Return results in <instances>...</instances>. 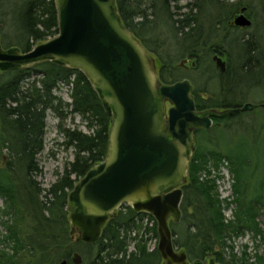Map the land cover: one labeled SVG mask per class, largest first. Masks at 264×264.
<instances>
[{"label":"trees","instance_id":"1","mask_svg":"<svg viewBox=\"0 0 264 264\" xmlns=\"http://www.w3.org/2000/svg\"><path fill=\"white\" fill-rule=\"evenodd\" d=\"M180 1L114 0V3L123 26L147 50L157 52L153 47L157 41L167 44L163 34L169 32L175 43H183L186 38L190 40L182 51L187 53L188 58H195L196 66L201 59L197 56V47L202 48L204 56L222 52L215 44L208 47V41L214 37L216 30L231 32L230 45L242 51L243 59L231 75H228L229 71L227 74L217 73L222 82L221 92L225 91L226 82L235 78L240 82L237 74L239 68L245 72L264 71V29L263 35L256 32L238 34L232 31L237 26L228 23L231 15L234 16L243 7L241 0L229 3L223 23L216 18L219 7L224 8L222 1L186 0L185 4H180ZM206 5L213 6V15L204 14ZM183 8L186 9L184 12ZM15 13L19 33L17 37L13 34L9 36L11 40L6 42V47L19 45L22 51H28L37 41L53 37L58 32L54 0H22ZM6 22L0 15V33ZM158 22L163 23L165 32L153 35L152 29ZM217 25L220 28L217 29ZM161 35L164 39L160 38ZM181 69L177 65L172 66L168 71L170 75L161 69L159 80L174 82L177 80L175 73ZM60 83L70 84V101H63L54 93L53 90ZM192 94L198 109L228 108L242 104L231 105L228 101L218 104L211 102V99L202 101L196 90ZM48 109L60 120L66 113L79 114L87 119L91 132L61 128L65 143L74 148V159L55 182L48 188H42L35 177L40 172L37 154L43 146ZM261 109L264 111V108ZM244 113L246 110L228 117L211 116L212 125L227 118H239ZM251 114L254 113H247ZM109 126L110 117L104 112L91 83L74 68L45 60L0 74V197L5 203L3 212L10 216L9 223L4 221L6 233L2 239L10 245V250L0 248V264H58L62 258H68L72 249V230L66 207L67 193L93 164L105 158ZM203 129H195L194 132ZM4 151H7L6 154ZM223 157L229 163L233 179V199L225 205L235 203L230 219L223 215L214 178L202 176L203 171L211 173L210 168L217 169ZM249 164V158L234 149L201 150L198 145L192 153L186 180L181 186V219L186 227L183 228V235L172 229L175 245L183 247L190 258L202 257L210 252L224 260L221 250L227 245L226 238L241 234L244 230L258 233L257 216L260 210L264 213V170L253 172L250 177L253 180L256 177L255 182H249L245 176ZM144 217L149 223L152 221V225H145L142 234H139ZM145 235L157 238L154 217L146 212H135L129 205L122 204L106 222L99 239L94 244L83 243L90 248L85 254L86 258H90L87 264H158L160 254L157 247L149 249ZM132 240L135 241L133 249L128 250ZM228 260L230 264H264V256H257L250 262L246 254L239 258L232 254Z\"/></svg>","mask_w":264,"mask_h":264},{"label":"water","instance_id":"2","mask_svg":"<svg viewBox=\"0 0 264 264\" xmlns=\"http://www.w3.org/2000/svg\"><path fill=\"white\" fill-rule=\"evenodd\" d=\"M54 4L58 32L53 37L37 41L28 51L17 45L4 47L0 37V73L45 60L74 68L89 80L110 117L105 158L67 193L71 237L94 243L116 209L126 203L133 211L154 217L156 247L164 264H188L185 251H175L168 218L178 222L182 215L181 186L195 148L193 131L211 127V116L251 111L256 104L197 110L189 79L158 80L152 58L123 26L114 0H54ZM245 9L233 16L235 26L251 25ZM212 60L223 72L224 57L214 54ZM177 66L194 67L196 62L184 58ZM165 101L170 103L166 112ZM259 106L264 108V102ZM72 260L82 261L78 253ZM207 264L219 263L210 259Z\"/></svg>","mask_w":264,"mask_h":264},{"label":"rangeland","instance_id":"3","mask_svg":"<svg viewBox=\"0 0 264 264\" xmlns=\"http://www.w3.org/2000/svg\"><path fill=\"white\" fill-rule=\"evenodd\" d=\"M220 1L223 2L222 5H224V8L221 9L219 7V12L217 13L218 15L216 18L223 23V20H226L225 17L227 15L225 16V12L226 9L229 8V3L235 0H219V2ZM1 2L2 6L0 7V15L6 19L7 22L5 25H2L3 30L0 34L1 43L4 47H6V42L9 43L11 40V38L8 39L9 36L14 35L17 37L16 34L19 33L16 26L17 17L15 12L20 7L22 0H2ZM240 2L243 7H246L245 14L251 20V25L248 27L237 26V28H233L232 31L234 33L245 35L253 32L263 35V0H241ZM185 3L186 0L180 1V4ZM212 7L213 6L211 5L204 6V14L213 15L212 13L214 11ZM185 10L186 9L183 8L182 12ZM232 19L233 15H231L230 22L228 23L231 24ZM231 25H233V23ZM220 26H222V24H220ZM220 26L217 25V29L220 28ZM152 30L154 31L153 35L164 33L165 26L163 23L158 22ZM227 34L228 33H226L225 29L216 30L214 37L208 41L207 46L210 47V44H215V46L220 47L219 51L222 52L214 53H217L225 58V69L223 72L227 74L229 71L228 75H231L234 69L238 68V65H240L243 55L241 50L239 51V49L234 48L232 44V47L230 45L229 40L233 34H231V32L228 35ZM163 35L167 38V44H162L160 41H157L154 43L155 46H153L157 52L147 50L148 55L152 58L155 75L158 77V80L161 69H165L164 72L170 75L171 73L168 71L172 68V66L179 64L182 59L188 58L187 53H183L182 48H184V46L186 47L190 42V40L186 38L183 43L182 41L180 43H175L170 37L169 32ZM163 35L160 36L161 39H164ZM197 50V56L201 57L199 65L194 67L188 66L186 68L181 67L182 69L175 73V79H189L193 85V90H196L197 96L202 101L211 99V102H217L218 104L228 101L231 102V105L252 102L256 104V107L251 111L247 110L246 113H244L245 115L243 114L239 118H227L219 124L211 125V127L207 129L198 128L203 129L204 132L193 131L192 141L195 144L194 152L198 148V145H200L201 150H205V148L217 149L221 151H223V149H234L241 155H246L250 160V164L246 167L245 176L249 182L252 181L253 183L255 182L256 177L253 180L250 175L253 172L256 173L257 170H259L258 172L264 170V111L261 109L263 107L259 106L261 102H264V71L258 69L251 72H245L239 68L237 70V74L240 76V82L237 78L233 79L229 83L226 82L224 85L225 91L221 92L220 87L222 82L219 81L217 74L220 71L215 65V62L212 60V55L214 53L204 56L202 55V48L197 47L196 51ZM164 63L167 64V66H162ZM27 80L28 79H26L25 82H27ZM159 81L163 82L161 80ZM23 85L25 87L27 86V84L24 83ZM53 91L63 101L71 100L69 95L70 84H60ZM169 106L170 103L165 101L163 104L165 112ZM219 109H223V107H219ZM249 112L254 114L247 115ZM230 115H227V117ZM62 127L70 129L76 128L85 133L91 132V129L87 127V119L81 117L77 113H66L65 117L60 120L51 109L46 110L43 146L37 154V163L40 172L35 177L39 186L42 188H48L53 182H55L57 178L63 174L69 162L74 159V148L73 146L65 143L64 135L61 129ZM6 152L7 151H4L5 154ZM210 172L211 173H207L206 171H203L202 176L210 177L212 179L214 178L219 198L222 201L221 205L223 207V215L225 218L230 219L232 218L231 212L233 211L235 203L231 202L229 205L225 206L226 202L233 199L232 173L230 172L229 163L226 158L223 157L220 160L217 169L210 168ZM4 206V200L0 197V248H4L9 251L10 245L2 241L4 234L6 233L5 220L9 223L10 219V216L3 212V209L5 208ZM120 208L121 206L116 209V212ZM168 219L171 228L175 229L177 232L180 231L183 235L182 232L183 228L186 227V223L182 221L181 217L179 221L175 223L172 222L171 216H169ZM257 222L259 228L258 233L250 230H244L241 234L231 235L230 238H226L225 241L227 245H225L222 250L220 248L225 261H227L229 256L232 254L236 258L246 254V257H248L250 262H253L257 256H264V213L262 210L259 211ZM142 225L143 228H141L139 234H142L145 225L150 226L149 222L145 224V217L142 220ZM74 235L76 234L74 233ZM131 235H134V233H131ZM147 236V247L151 249L156 243V238L152 235H150V237ZM134 243V240L129 243L128 250L133 249ZM70 245L72 247L70 254L73 251H76L83 256V264H87L90 258H86L85 254H87L90 248L83 243L75 242L72 237Z\"/></svg>","mask_w":264,"mask_h":264},{"label":"flooded vegetation","instance_id":"4","mask_svg":"<svg viewBox=\"0 0 264 264\" xmlns=\"http://www.w3.org/2000/svg\"><path fill=\"white\" fill-rule=\"evenodd\" d=\"M214 54H217V53H214ZM213 54V55H214ZM212 55V56H213ZM217 55H219V54H217ZM219 56H221V55H219ZM221 57H223V56H221ZM190 60H194V59H190ZM224 61H225V58H224ZM184 68H186V67H184ZM162 83H167V82H162ZM169 83H171V82H169ZM194 98V97H193ZM194 101H195V99H194ZM195 106H196V102H195ZM210 107H208V108H202V109H198L197 108V106H196V109L197 110H205V109H209ZM182 188V187H181ZM173 222V221H172ZM175 223V222H174ZM169 225H170V223H169ZM170 228H171V226H170ZM171 232H172V240H173V245H174V248H175V251H177V252H179V251H185V253H186V261H187V263L188 264H193V262L194 261H200V262H202L203 264H207V263H209V261H210V259H214V261L215 262H217V263H219V264H226L225 263V260H223V259H221L220 257H217V256H215L214 254H211L210 252H208L206 255H204V256H202V257H196V258H190L189 256H188V254H187V252H186V250L183 248V247H180V246H177V245H175V243H174V238H175V235L173 234V231H172V228H171ZM99 239V238H98ZM97 239V240H98ZM96 240V241H97ZM95 241V242H96ZM75 242H81V243H85V242H83V241H77V240H75ZM94 242V243H95ZM94 243H86V244H94ZM156 246V243H155V245L153 246V248ZM152 249V248H151ZM74 253H77L76 251H73L69 256H68V258H64V259H62V260H65V262H64V264H76V263H74L73 262V260H72V254H74ZM79 254V253H78ZM80 255V254H79ZM81 256V259H82V261H81V263L80 264H83V256L82 255H80ZM61 260V261H62ZM60 261V262H61ZM228 264H230V261L228 260ZM60 264V263H59ZM158 264H164V260L162 259V257L160 256V261L158 262ZM231 264H234V263H231Z\"/></svg>","mask_w":264,"mask_h":264},{"label":"built area","instance_id":"5","mask_svg":"<svg viewBox=\"0 0 264 264\" xmlns=\"http://www.w3.org/2000/svg\"><path fill=\"white\" fill-rule=\"evenodd\" d=\"M147 223H148V220L145 219V224H147ZM149 224L152 225V221ZM145 236H147V235H145Z\"/></svg>","mask_w":264,"mask_h":264}]
</instances>
